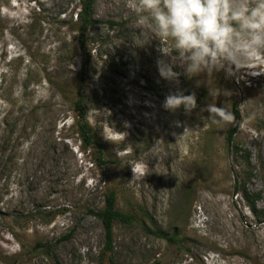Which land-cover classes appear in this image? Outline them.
Here are the masks:
<instances>
[{
    "label": "rangeland",
    "instance_id": "374dc122",
    "mask_svg": "<svg viewBox=\"0 0 264 264\" xmlns=\"http://www.w3.org/2000/svg\"><path fill=\"white\" fill-rule=\"evenodd\" d=\"M80 2L0 0V264H110L98 214L111 190L117 209L135 216L114 226L116 264H264V213L257 217L236 193L237 180L246 181L264 211V75L237 83L216 73V86L233 94L209 96L182 74L174 52L161 56L170 45L137 27L126 0H96L83 74ZM160 58L175 65L179 83L159 76ZM81 86L104 167L83 151L74 126ZM177 91H195L199 107L165 110ZM214 103L237 108L239 118L215 122L203 109ZM231 131L251 153L250 180L228 146ZM143 211L185 241L149 234ZM38 243L52 244L53 254Z\"/></svg>",
    "mask_w": 264,
    "mask_h": 264
},
{
    "label": "clouds",
    "instance_id": "9594fccd",
    "mask_svg": "<svg viewBox=\"0 0 264 264\" xmlns=\"http://www.w3.org/2000/svg\"><path fill=\"white\" fill-rule=\"evenodd\" d=\"M126 7L136 14L138 28L151 32L161 45H170L168 51L159 49L161 56L174 52L182 74L197 78L195 87L206 86L209 96L233 94L216 86V73L237 83L242 74L264 75V0H126ZM156 64L162 79L179 83L181 73L174 71L173 63L160 58ZM162 107L171 112L182 107L190 113L199 105L195 91H177L166 96ZM203 109L217 123L235 122L234 113L222 105Z\"/></svg>",
    "mask_w": 264,
    "mask_h": 264
},
{
    "label": "trees",
    "instance_id": "16d2710c",
    "mask_svg": "<svg viewBox=\"0 0 264 264\" xmlns=\"http://www.w3.org/2000/svg\"><path fill=\"white\" fill-rule=\"evenodd\" d=\"M96 0H81L79 12L76 14L75 31L77 32V47L81 50L83 55L82 72L85 74L89 65V44L91 41V31L97 25V21L94 18V5ZM76 100L74 102V111L76 113L74 126L77 129V134L82 142V149L85 152L90 151L96 156V161L100 166L104 167L108 164L106 160L105 144L96 134L93 126L88 119L87 104L83 95V86L75 94ZM235 117L239 118V111L237 108L234 110ZM235 131H231L227 136V143L229 148L237 161H242L246 164L245 176L247 180H250L253 176V169L251 165V153L249 150L241 148L234 143ZM18 146V145H17ZM14 160L11 157L8 162V167L13 164ZM237 180L236 193L242 195V197L248 202L249 207L253 214L257 217H261L264 211L257 209V201L261 200L263 196L260 193L251 192L244 185L239 187ZM145 217L150 219L153 229H146L147 232L156 238L166 241L170 245H178L185 241L181 236L178 228H175L172 233L161 230L152 222L151 217L146 211H143ZM99 218L103 223L106 237V248L104 256L108 257L110 264H116L114 258V226L116 223H122L127 225H133L135 223V216L125 214L117 209V192L115 190L109 191L105 196L104 207L99 212ZM38 249L53 254L54 246L50 243H38Z\"/></svg>",
    "mask_w": 264,
    "mask_h": 264
}]
</instances>
